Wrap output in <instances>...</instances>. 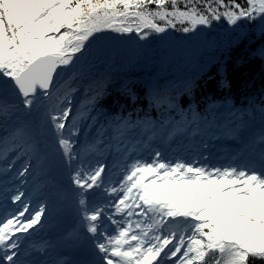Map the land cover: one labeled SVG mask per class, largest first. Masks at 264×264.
I'll return each mask as SVG.
<instances>
[{"label":"snow or ice","instance_id":"6c2138e0","mask_svg":"<svg viewBox=\"0 0 264 264\" xmlns=\"http://www.w3.org/2000/svg\"><path fill=\"white\" fill-rule=\"evenodd\" d=\"M214 2L216 9L200 0H0V123L17 121L13 140L27 136L33 156L38 145L53 136L58 147L38 158L37 166L45 173H54L61 158L70 166L77 158L67 124L70 108L63 106L70 101L67 94L59 95L64 84L57 77L75 79L79 63L106 32L135 33L146 40L187 21L192 27L179 30L189 33L220 19L219 8L229 9L222 13L229 25L241 18L264 22V0H245L246 7ZM259 112L260 130L246 143L250 158L241 165L207 170L180 161L136 159L119 165L123 195H117L115 203L90 204L86 198L89 189L118 192L106 184L104 165L77 169L72 176L75 191L59 188L53 175L51 195L65 200L71 194L81 224L92 234L93 258L83 264H264V107ZM240 128L237 124L235 135H242ZM155 157L162 154L157 151ZM29 167L17 175L24 178ZM185 188L192 191H180ZM11 191L5 188L0 197L6 201ZM23 196L17 188L10 199L21 207L0 216V264H51L40 255L46 254L45 245L23 247L26 238L18 235L31 236L28 230L46 211L41 205L30 212ZM134 214L148 219L137 220L133 228V221L124 217ZM106 220L115 225L112 233L102 231Z\"/></svg>","mask_w":264,"mask_h":264},{"label":"trees","instance_id":"16d2710c","mask_svg":"<svg viewBox=\"0 0 264 264\" xmlns=\"http://www.w3.org/2000/svg\"><path fill=\"white\" fill-rule=\"evenodd\" d=\"M205 2L214 9L219 7L214 0H200L201 4ZM224 3L247 6L245 0H224ZM226 10L229 9L219 8L220 19L209 25H197L189 33L179 30L192 27L184 21L176 22L174 28L166 27L164 34H150L146 40L129 33L108 35L94 42L93 51L79 63L76 78L58 79L64 84L59 95L67 94L70 101L63 106L70 108L67 124L71 126L73 151L78 132L82 129L83 142L91 127L97 138L102 131L111 136L126 124L142 130L152 128L151 134L158 137L163 127L174 132L185 130L188 125L192 130L215 125L235 136L233 128L237 124L245 128L253 121H261L264 22L242 18L229 25L222 15ZM159 23L164 26V22ZM193 33L200 37L185 40ZM12 133L7 136L6 145L17 151V171L26 164H30V170L31 154L22 146L23 135L13 140ZM69 135L65 130V136ZM48 139L51 147H58L53 136ZM82 148H88L87 144ZM74 162L71 177L77 158ZM28 175L19 177L21 184ZM22 192L27 202L34 199L28 188Z\"/></svg>","mask_w":264,"mask_h":264},{"label":"rangeland","instance_id":"374dc122","mask_svg":"<svg viewBox=\"0 0 264 264\" xmlns=\"http://www.w3.org/2000/svg\"><path fill=\"white\" fill-rule=\"evenodd\" d=\"M85 122H83V125ZM7 125L0 123V143L3 142L4 137L9 135V131H7ZM83 125L81 128H83ZM231 125V124H230ZM20 127V124L17 125ZM232 126V125H231ZM230 126V127H231ZM261 127V121H253L250 124H247L245 128H240V132L242 135L238 136V140L236 142H230L228 140L229 134L226 132H223L215 125H210L208 127H205L200 130H191V126L188 125L187 129L184 131L179 130L175 132L168 133L166 127H163V129L160 131V140L156 138V136L152 135V128H147L146 130H142L139 127L135 125L126 124L122 127L119 126L115 133L111 135V137L107 136L104 131L101 132L100 137H96V133L93 131V128L91 127L87 133V136H85V139L83 141V144H87V146H90V148L83 149L80 147V136L82 129L78 132L76 135V139L74 142V152L77 154L80 151V158L78 164H74V174L75 171L81 167L85 168H95L98 167L99 162L103 161L111 157V163L109 164V167L112 169H115L114 173H111L110 180H113L116 178L115 174L120 173L121 167L119 165L124 163H131L136 158H140L143 156V158L146 160V162L150 163L151 161H147V159L151 156H154L157 151H159L162 154V157L164 156H171L170 162H173L175 159L182 160H188L189 164H192L194 167H200L199 162H202V159L206 156H212L213 158H208V161L210 159H229V165L231 162H236L239 157H243L244 155L249 154V149L246 147V143L250 139L251 135L253 133H258ZM24 145L28 148L29 144L31 143L27 136L23 138ZM42 150L38 152L37 156H33L32 152L29 151L31 154V169L28 171V178L25 180L24 184H21L19 181V176L17 173H15V168L18 162H15V159L9 160V162L6 164L7 171L3 172V176L6 179V185H8L9 189L12 191L9 192V199L8 202L11 203V205L14 206H20L19 202L16 204H13L10 196L16 191L18 188L20 191H24L25 189H29L30 192L35 195L34 199L32 200L31 204L29 205V211L34 212L38 210L41 205H44L46 207L51 203L52 201V195H50V190L52 191V187H50V190H47V185L45 183V177H44V171H42L37 165L38 158L43 153L45 154H51L49 151L51 145L49 144L48 137L42 141ZM47 145V146H46ZM235 148L236 155L233 157H228L227 151L231 146ZM235 145V146H234ZM131 147V148H129ZM52 148V147H51ZM129 148V149H128ZM16 150L9 149L7 153H5L3 156H1L0 160L3 161V163H6V159L10 158V156L16 154ZM217 154H219V157H215ZM178 156V157H177ZM18 157V156H17ZM78 158V157H77ZM188 158V159H187ZM176 161V162H177ZM73 163H75L73 161ZM175 163V162H174ZM9 164H11V168H9ZM226 165V166H229ZM224 166V167H226ZM223 167V168H224ZM71 165L69 166L67 163L63 161L61 158L58 161L56 169L61 172L62 175H65L70 178L69 172H70ZM218 168H221L218 166ZM56 171V170H55ZM71 179V178H70ZM31 180H35L36 186L34 184H31ZM72 180V179H71ZM56 181V180H55ZM58 182V181H56ZM110 184V182L106 183ZM112 186V185H111ZM35 187L38 188L37 191H35ZM64 189L67 190V188L64 186ZM76 189V185H74V190ZM135 191V190H134ZM180 191L188 192L192 191V189H181ZM123 193H121L119 196H122ZM86 198L89 201L90 204L94 203H100L107 200H111L113 202V195L111 193H104L103 189H98L96 191H91V189L86 190ZM114 203V202H113ZM128 203L131 205L133 201L131 198H129ZM142 203V202H141ZM112 207L108 208V211L111 212ZM134 212L138 213L140 209L134 208ZM46 211L42 214V220L44 216L46 215ZM16 213V211H8V213ZM28 213H26L27 215ZM149 215H152L151 213ZM143 215L137 216L133 215L132 217H129L130 220L133 221V228H135V222L137 220L144 221L147 219ZM159 219V216L156 217ZM179 219V218H178ZM42 220L40 223L34 226V229H29L28 232L32 233L31 236H24L26 239L24 240L23 247H27L30 242L31 237L35 236V232H39L42 225ZM106 222V221H105ZM87 226V225H86ZM109 228V224L107 223L104 227H102V231L107 230ZM138 231V230H137ZM40 244L45 245V240L41 238ZM46 248V247H45ZM47 250V248H46ZM49 254V261L51 263L58 264L56 260H53L52 256Z\"/></svg>","mask_w":264,"mask_h":264},{"label":"bare ground","instance_id":"6f19581e","mask_svg":"<svg viewBox=\"0 0 264 264\" xmlns=\"http://www.w3.org/2000/svg\"><path fill=\"white\" fill-rule=\"evenodd\" d=\"M44 154L45 153H43L42 155H44ZM170 158H171V156H164V157H161V158L152 157L151 160L157 159V162H165V161H170ZM137 159H139L141 161H144L142 158H137ZM177 160L178 159H175L172 163L176 162ZM179 161L180 162H183L182 160H179ZM183 163H191V162H183ZM37 164H38V162H37ZM108 164H109V161H106V160H103L102 162L99 163V165H104L105 166V171L103 173V176L104 177L108 175V173H107V171L109 169ZM199 164L201 165V167H205L207 170H211L212 169L211 168V165L212 164H216V163L211 162V161L209 162L208 160H206V158H204V160L201 163H199ZM212 167L215 168L216 166H212ZM123 175H124V173L122 171L121 173H119L117 175L116 180H114V183H115L114 187H116L118 189V192L116 194H118L120 192L119 191V189L121 188V183L120 182L123 179ZM54 176H55V179L58 180V182H62L65 185V187L67 188V190H72V191L74 190V184L72 183V180L69 177H67L65 175H62L61 172L59 170H57V169L54 172ZM44 177H45V175H44ZM45 178H46L45 179V183L47 185V190H50L49 188L52 187L51 180L48 178V176L45 177ZM5 186L6 185H4L3 183L2 184L0 183V189H1L2 192L6 188ZM2 188H4V189L2 190ZM51 192L52 191L50 190V195H51ZM116 194H113V196H115ZM0 199H3V198L1 197ZM3 202H5L6 204H8V199L6 201L3 199ZM78 219H79V225H80L79 227L81 229L87 230V226L81 224V217L80 216L78 217ZM114 219L120 220L121 218L115 217ZM107 223L112 224L110 221H108ZM20 234L21 235H24V236H28L27 233H20ZM41 238H43V234H42L41 229H40L39 232H35V236L31 237V239H33V240H31L30 242L28 241V243H38V244H40V241L42 240ZM45 252H46V254L45 253H42L40 255L44 259L49 260V254H48L49 253V250L48 249L47 250L45 249Z\"/></svg>","mask_w":264,"mask_h":264},{"label":"water","instance_id":"95a60500","mask_svg":"<svg viewBox=\"0 0 264 264\" xmlns=\"http://www.w3.org/2000/svg\"><path fill=\"white\" fill-rule=\"evenodd\" d=\"M242 19V18H241ZM240 19V20H241ZM240 20H238L237 22H239ZM209 28V26L208 27H206L205 29H204V31H203V33L207 30ZM226 29V28H225ZM225 29H222V30H225ZM108 35H117V33H111V32H108V33H106L105 34V38H107L108 37ZM121 35V34H120ZM200 36L198 35V33H193V34H190L185 40H187V39H190V38H199ZM60 77H57V79H59Z\"/></svg>","mask_w":264,"mask_h":264}]
</instances>
